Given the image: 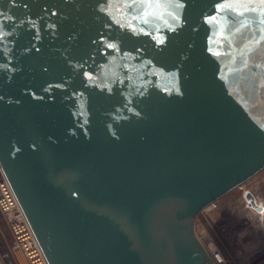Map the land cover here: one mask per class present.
Listing matches in <instances>:
<instances>
[{
  "label": "water",
  "instance_id": "water-1",
  "mask_svg": "<svg viewBox=\"0 0 264 264\" xmlns=\"http://www.w3.org/2000/svg\"><path fill=\"white\" fill-rule=\"evenodd\" d=\"M263 168L260 0H0V169L48 264H214L198 214Z\"/></svg>",
  "mask_w": 264,
  "mask_h": 264
},
{
  "label": "built area",
  "instance_id": "built-area-1",
  "mask_svg": "<svg viewBox=\"0 0 264 264\" xmlns=\"http://www.w3.org/2000/svg\"><path fill=\"white\" fill-rule=\"evenodd\" d=\"M258 173L234 188L235 197L225 194L202 212L197 235L214 264H264V171ZM0 215L10 235L8 242L0 230V264H48L1 169Z\"/></svg>",
  "mask_w": 264,
  "mask_h": 264
},
{
  "label": "rangeland",
  "instance_id": "rangeland-1",
  "mask_svg": "<svg viewBox=\"0 0 264 264\" xmlns=\"http://www.w3.org/2000/svg\"><path fill=\"white\" fill-rule=\"evenodd\" d=\"M263 171H264V170H263ZM263 171H261L260 173H258L257 176H260L261 173H262ZM257 176H256V177H257ZM248 183H250V181L247 182L246 185H247ZM237 192H238L237 189H233V190H231L230 192H228V193L225 195L224 198H225V199L233 198V197H235V195H237ZM202 212H203V213H206V212H208V210H207L206 208H204L203 210L200 211V213L198 214V216H197V218H196L195 229H196V233H197L198 235H201L202 226L204 225V224H203V221H202V219H203ZM0 230L2 231V233H3L4 237L6 238V240L9 242V240H10V235H9V232H8V229H7V226H6V223L4 222L3 218L1 217V215H0Z\"/></svg>",
  "mask_w": 264,
  "mask_h": 264
},
{
  "label": "snow or ice",
  "instance_id": "snow-or-ice-1",
  "mask_svg": "<svg viewBox=\"0 0 264 264\" xmlns=\"http://www.w3.org/2000/svg\"><path fill=\"white\" fill-rule=\"evenodd\" d=\"M261 4L264 5V0H260Z\"/></svg>",
  "mask_w": 264,
  "mask_h": 264
}]
</instances>
